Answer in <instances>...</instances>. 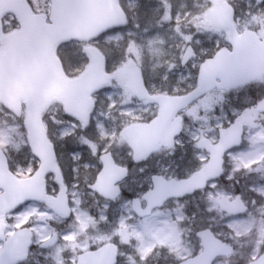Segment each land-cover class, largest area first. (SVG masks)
<instances>
[{
    "label": "rangeland",
    "instance_id": "1",
    "mask_svg": "<svg viewBox=\"0 0 264 264\" xmlns=\"http://www.w3.org/2000/svg\"><path fill=\"white\" fill-rule=\"evenodd\" d=\"M31 1L37 12L50 14V0ZM122 2L128 17L132 20L128 26L130 28L122 33L105 36L97 45L105 51L108 65L112 66L109 67L111 71L123 66L128 58H135L146 72L150 86L156 87L161 77L159 82L163 84L161 88L164 85L167 88L171 87L174 93L191 89L194 87L192 76L195 74L193 75L192 68L179 70L182 56L179 52L175 53L177 50L175 46L183 49L187 43L194 42L204 54L207 46L214 45L217 41L221 44L227 42L226 31L215 28L210 23L212 8L210 0H122ZM240 13L239 22L243 28H260V25L264 27L262 10ZM85 45L84 42L76 43L61 49V52H64L66 67L74 74L83 70L89 61ZM68 47L70 50H67ZM168 48L172 52L167 51ZM169 55H173L172 62L165 61ZM192 67L196 68V63H193ZM165 70L170 77H164L162 73ZM96 98L98 108L94 109L88 122L67 119L61 102L54 103L50 110V118L47 120L51 135L60 143V147L68 142L75 144V141L84 145L88 141L81 137L89 135V183L94 181L99 172L98 153L120 145L113 139L116 133L115 119L110 117L109 110L106 112L101 109L107 107L112 113H117L118 107L134 105L137 102L126 89V83L116 79H113L104 93L98 94ZM222 100L218 96L210 95L193 107L189 114L195 116L193 122L195 124L190 123L183 137L177 139L171 148L159 150L158 157L148 167L156 168L157 173L169 179H179L189 176L206 163L208 157L198 148V141L202 136L215 138L217 128L230 120V102L225 103V100ZM141 104L143 107L146 106L144 109L147 111L154 108L156 110L151 102ZM2 106L0 104V146L10 157L12 156L14 163H17V171L23 176L29 175L34 170V160L29 148L24 116L19 117ZM199 113L204 116H198ZM235 113L237 112L234 111L233 114ZM122 114L124 112L119 113V116ZM103 118L109 121V134L99 120ZM263 136L261 131L252 133L249 137V147L229 156L228 170L223 181L212 183L211 187L199 196L171 200L148 218H138L132 209L131 199L141 198L152 184L148 174H144L148 168L141 167L136 173L143 174L140 177L135 173L131 176L125 185L126 194L114 204L108 203L94 192L89 191L88 195L86 190L74 189L72 192L74 216L65 226L63 220L46 206L34 204L17 214L15 222L17 221L19 225L27 221L35 224L39 238L49 237L53 230L61 233V244L52 251L55 264L70 262L75 248H85L88 209L89 246L117 239L122 246L120 264H177L193 257L203 249L196 231L204 227H211L218 236L235 247L233 255L223 257L215 264L246 263L264 250V163L255 168L256 173H253L246 182L237 184L234 179L240 172L244 174L247 172L249 175L250 170L246 168L253 163L264 161ZM68 150L73 152L70 148ZM120 159L124 160L123 157ZM60 160L68 173L79 171V169L69 171L68 156L63 150H60ZM249 181L255 182V185H250ZM238 193L250 205L249 213L240 217L222 213L218 200L222 197L233 199ZM75 240L78 244H75ZM65 258L68 259L67 262Z\"/></svg>",
    "mask_w": 264,
    "mask_h": 264
},
{
    "label": "water",
    "instance_id": "2",
    "mask_svg": "<svg viewBox=\"0 0 264 264\" xmlns=\"http://www.w3.org/2000/svg\"><path fill=\"white\" fill-rule=\"evenodd\" d=\"M51 1V22H48L45 14L33 12L27 0H0V20L3 14L14 12L21 21L20 29L5 36V48L0 50V101L18 114H22V100L25 101V123L30 146L42 161L33 176L18 178L10 170L8 158L0 148V187L4 189L0 195V216L33 199L46 200L62 214L70 213L68 189L56 164L54 144L49 139L43 120V113L55 98L63 100L69 115L87 120L95 105L94 93L109 84L115 76L120 81H127L131 91L141 99L158 102L160 112L157 118L149 124H133L123 132L140 160L162 144H173L181 129V119L177 114L189 104L215 87L230 88L240 82L253 80L264 72V40L261 41L254 33L239 35L233 22V7L225 0H212L215 7L211 12V24L229 29L228 36L234 51L223 50L215 59L205 62L201 68L199 85L192 92L180 96L152 95L134 59L129 61L127 68L117 69L111 74L107 71L104 53L95 45L87 48L90 56L88 68L77 77H67L56 52L58 45L68 40H92L107 30L126 25L127 17L120 0ZM248 39L253 42H246ZM190 51L191 48L185 61L191 57ZM261 106L264 107V102ZM220 133L218 143H212L209 139L201 143V147L210 153L207 165L180 180L155 176L154 189L145 194L148 206L143 208L141 202L135 199V212L142 217L149 215L154 208L163 206L169 199L183 198L203 190L210 181L222 177L226 153L243 142V126L235 123L221 129ZM102 161L104 168L91 188L113 200L121 194L116 182L125 178L127 172L116 168L110 153L103 155ZM50 172L57 173V180L62 185L58 197L47 195L46 175ZM116 173L119 176L110 180ZM108 187L112 189L108 190ZM219 204L222 211L233 215L244 214L249 209L240 195L234 200L224 197ZM23 233L26 231L18 234L16 239ZM197 235L202 240L204 251L179 264H213L218 257L228 256L233 251L232 246L218 238L211 228L200 230ZM56 241L54 238L45 246L54 245ZM30 244L31 236L24 242L21 257L17 260L25 258ZM117 258V246L107 244L89 252V262L87 253L80 255L79 264H116ZM3 264L8 263L5 261ZM248 264H264V253Z\"/></svg>",
    "mask_w": 264,
    "mask_h": 264
},
{
    "label": "flooded vegetation",
    "instance_id": "3",
    "mask_svg": "<svg viewBox=\"0 0 264 264\" xmlns=\"http://www.w3.org/2000/svg\"><path fill=\"white\" fill-rule=\"evenodd\" d=\"M226 1H228L234 9V13H235L234 21H235V24L237 26L238 32L243 34L247 31H254L258 34V36L261 37V39L262 38L264 39V27L262 25L259 26L260 28H247V29H245V28H243V25L239 22L240 14H241L240 12H247L249 10L260 9L263 11V14H264V0H226ZM19 25H20V23H19L17 16H15L13 14H7V15L3 16L1 35H4L5 33L11 32V31L17 29L19 27ZM226 37H227L226 43L221 44L220 42L217 41L214 45L207 46L204 54L201 53V50L198 47H196L194 42L193 43H187L186 45H184L183 49H180L178 46H175L177 48L175 53L178 54V52H179L182 56V60H181L179 70L180 69L185 70L188 68H192L191 71L193 72V75L195 74L194 76H192V80L194 81V87H192L191 89L190 88L186 89L185 92L174 93V91L171 89V87L170 88H166V87L161 88L162 84L159 83L161 80V77H160L156 87L150 86L147 79H145L146 85H147L149 91L151 93H154V94H157V93L184 94V93H187V92L193 90L198 84V75L200 72L201 65L204 62H206L207 60L215 58L217 56V54L223 49H226L228 51H234V46L228 40L227 31H226ZM247 42L252 43L251 40H247ZM1 44L3 46L2 38L0 36V45ZM189 47H192V50L190 51L192 53V58L186 63V65H184L183 59H184V56H185L187 50L189 49ZM167 51L172 52V50H169V48L167 49ZM165 61H171L172 62L173 61V55H169V58H166ZM193 63H196V66H197L196 68L192 67ZM162 74L164 75V73H162ZM168 74L169 73L167 72L164 75V77H167V78L170 77ZM179 86H181V85H179ZM210 95L218 96L219 99H223L222 101L225 100V103L227 101L230 102L231 117H230V120L228 122H226L224 125L219 126L217 128L215 138L202 136L199 139L198 148L203 153H205L207 155V157H208L207 161L209 160V153L207 152V150L205 148L201 147L202 141L209 139L214 143L219 142V140H220V129L229 127L235 123L242 124V126L244 128V141H243L242 145L239 147L232 148L226 154V170H228L229 156L232 154H235V153H239V152L245 150L247 147H249V137L252 133H255L257 131H261V133H263V135H264V107L261 106V103L264 101V75H262L261 77H257L251 81H248L245 83H240V84H238L235 87H232L230 89L216 88L215 90L211 91L207 95L203 96L201 99H199L194 104L190 105L187 109L183 110L179 114L181 116V119H182V130H181L180 135L177 137V139L182 138L184 135V132L186 131V127H188V125L190 123H193L195 121V116L191 115V113L189 114V112L192 110V108L195 107L200 102L207 99ZM134 97H135V100L137 101L134 105H132V104L131 105H122L121 107H118L117 113L112 114L110 109L107 108V111L109 110L111 112L110 117L112 116L116 122V125L114 126L115 127L114 130L116 132V133H114V137H113L114 142H119L120 145H118L116 147L113 146L112 148L110 147V150L103 152L101 154L98 153L100 168H99V172L96 174V177L92 183H89V135H87L85 137H81L83 139L86 138L88 141V143H86L84 145H81L80 142L75 141V144H73L72 142H68L63 147L62 146L60 147V143H58L55 139L52 140L54 142L55 148H56L57 163H58V166H59L61 173L63 175L64 183L68 188V201H69V204L71 205L72 208H73V199H72L73 190L74 189L80 190V191L86 190L88 195H89V186L92 185L96 181L98 174L100 173V171L103 168L104 164L102 161V155L104 153H111L113 155L115 163L117 164V165H115V164L114 165L116 166L117 169L119 166V167L125 168L128 171L127 178H125L124 180H122L120 182V185L122 187V195L123 196L126 194L125 185L130 181L131 176H133L134 173L136 175H139V177L143 174V173H140V174L136 173V170L138 168H141V167L148 168V170L145 171L144 174L147 173L148 176L150 177V181L152 182L151 186L149 188H147V190L145 192L152 189L153 177L160 174V173L156 172L157 171L156 168H150L148 166L152 165L153 161L156 160L155 158L158 157L159 150H161L162 148H165V147H161L159 150H157L155 153L151 154L149 157L138 160L137 159V153L135 151L133 144L129 141V139L125 135H123V132L125 129H127L128 127L132 126L135 123H137V124H139V123H142V124L150 123L157 116V114L159 112V105L157 103L151 102L154 104L152 106L156 107V110H155V108L150 109L148 107L150 109V111H147L146 109H144V108H146V106L143 107L141 104V102H147V101H141L136 96H134ZM234 111L237 113L233 114ZM121 112H124V114H122V116L120 117L119 113H121ZM128 112H130L131 114L129 115ZM148 114H150V116H147ZM143 116H144V118H143ZM198 116L202 117L204 115H202V113H199ZM134 117H135V119H134ZM193 124H195V123H193ZM103 127L107 131V134H109V132H108L109 121L108 120H103ZM88 132H89V129H88ZM107 137H109V135ZM69 148L71 150H73V152H70L68 150ZM60 150L65 151L67 156H68L67 162L69 165L68 166L69 171L72 169H79L78 172L73 171L72 173L71 172L68 173V171H66V169L63 168L64 165L62 164V162L60 160ZM120 157H123L124 160H121ZM33 159H34V163H33L34 164V171H36L40 165V160L35 156H33ZM206 163H204L202 166H204ZM260 163L262 164V163H264V161H259L257 163H253L250 165V167L246 168V169L250 170L249 175L247 172L245 174L241 173V172L239 174H237L236 175L237 178L234 177V178H236V179H234L236 181V183L242 184L239 182H246L247 179L250 178V176H253V173H256L255 168L258 165H260ZM160 175H162V174H160ZM118 176H119V174L116 173L110 177V180L115 179ZM250 183L251 182L249 181V184ZM250 185H255V182H252ZM61 188H62V186L59 183V181L57 180V175L55 173H50L47 176L48 194L52 195V196H57L59 191L61 190ZM144 193H143V195H144ZM130 197H131V195H130ZM134 198L135 197H133L131 200H134ZM118 200L119 199L114 200V201H110V200L105 199V201H107L110 204H114ZM32 204L38 205V206H40V205L46 206L52 213L56 214L60 219L63 220V222L65 223L63 226L67 225L74 216L72 214L71 217L66 218L62 215H59L56 211L51 209L48 206V204L44 201L28 202L25 205L18 207L15 211L3 215L2 217H0V252H2L6 247H8L7 248L8 255L6 257L0 258V264H3L5 261H7L8 264L9 263L10 264H55L53 261V257H52V251H54V249H56V247L61 244V240H62L61 233H59L58 230H53L49 237L45 236L43 238H39L37 231L34 227L35 224H31L29 221H27L25 224L19 225L17 223V221L15 222V220H16L15 216L17 214L21 213L26 207H28ZM142 204H143V206H145L146 202L142 201ZM155 211L156 210H154L153 213ZM87 214H88L87 223H86V227H85V229H86V236H85L86 245H85V248L84 249L75 248V250L72 251V253L74 252L72 255L74 260L72 258L73 261L71 260L70 262H68L66 264H69V263L70 264H78L80 255H82L84 253L88 254V262H89V252L96 251V250L100 249L101 247H103L107 244H115L117 246L118 258H117L116 264H120V251H121L122 246L120 245V243L117 239L109 240V241L103 242L99 245L90 244V246H89V209L87 211ZM148 217H150V216H148ZM148 217H138V218L145 219ZM60 228H62V227H60ZM20 231H26V233L21 234L19 236V238L17 240H15L14 248H13L12 245L10 244V241L12 238L16 237V234ZM30 236L32 237L33 242H32L31 247L29 248V252H28L26 258L25 259L20 258L19 260H17L19 257H21L24 242L26 240H28ZM54 236L57 237L56 238L57 242L54 245L45 246V242L50 240ZM75 244H78L77 240H75ZM65 261L67 262L68 259L65 258Z\"/></svg>",
    "mask_w": 264,
    "mask_h": 264
},
{
    "label": "trees",
    "instance_id": "4",
    "mask_svg": "<svg viewBox=\"0 0 264 264\" xmlns=\"http://www.w3.org/2000/svg\"><path fill=\"white\" fill-rule=\"evenodd\" d=\"M139 20V19H138ZM131 22H132V20H130ZM140 21V20H139ZM130 27H126V28H123V29H121V30H118L117 32H112V33H109L108 35H110V36H112V35H114L115 33H122V32H124V31H127L128 29H129ZM125 34V33H124ZM72 44H76V42H69L67 45H72ZM63 46H65V45H63ZM62 46V47H63ZM61 50V49H60ZM62 58H63V60H64V57L62 56ZM65 61V60H64ZM68 69V68H67ZM69 70V72H71V73H73L72 71H70V69H68Z\"/></svg>",
    "mask_w": 264,
    "mask_h": 264
}]
</instances>
